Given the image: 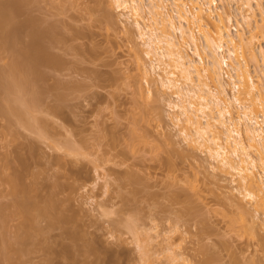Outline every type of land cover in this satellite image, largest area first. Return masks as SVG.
<instances>
[{
  "label": "rangeland",
  "instance_id": "rangeland-1",
  "mask_svg": "<svg viewBox=\"0 0 264 264\" xmlns=\"http://www.w3.org/2000/svg\"><path fill=\"white\" fill-rule=\"evenodd\" d=\"M12 1L3 2L14 7ZM28 1L21 2L26 5L16 11L13 23L34 16L36 21L40 20L37 22L42 25L39 24V28L51 24L50 38L54 36V40L46 39L44 44H48L45 46L52 56H58L59 65L41 64V71L38 68L41 76H45L43 81L38 80L44 89H41L43 93L40 91L37 106L35 104L36 107L30 110L42 118L36 122L41 124L43 121L45 128L42 124L36 127L44 128L45 134H39V129L18 125L15 116L10 117L9 123V116L0 114V203L13 199L6 176H12V171L23 167L26 161L24 166L29 164V171L27 174L22 171L26 174H23V180L33 182L30 184L40 191L36 193L44 195L40 197L51 193L52 185L59 180L63 185H66L64 182L72 185L63 190L54 188L56 196L70 197L62 206L67 216L74 214L76 217L72 225L68 226L70 221L67 226L71 230L73 226L77 227L86 237L85 242H95L92 246L103 250L102 254L96 253L106 260H100L101 264H173L169 263L172 261L170 254L177 264H264V213L255 214L252 205L242 199L241 203H245L252 213L244 212L238 202L242 197L236 189L239 177L233 171L214 168L216 163L209 155L207 143H194L192 147L185 143L181 132L191 130L182 117L179 122L172 119L178 110L171 107L177 103L173 91L160 87L157 75L153 73L149 75L148 85L143 77L141 79L143 63L148 66L150 56L145 54L143 39L132 17L120 15L113 0H31L30 4ZM234 1L231 5L233 17L241 23L239 2ZM105 4H109L108 7ZM217 5L219 9L228 8L227 0H217ZM105 8L114 16L111 17L114 21L110 14L105 16L104 13H109L104 12ZM253 10L252 24L261 18L255 4ZM244 23H237L238 26L232 23V27L242 28L248 36L252 30ZM234 28L232 32H235ZM22 31L23 28L18 33H25L23 38L19 34L18 38L25 43L30 38L28 36V40L26 32ZM253 41L255 49L264 48L261 39L254 38ZM135 50H139L140 60L134 58ZM187 50L191 54L189 48ZM1 52L0 69L3 70L12 59L3 49ZM245 59L247 69L264 97V65L258 66L252 59ZM228 71L225 67L222 73L225 82L230 81L228 73L231 72ZM137 73L139 80L135 78ZM135 79L144 83L143 89L151 90L149 97L145 90V97L143 93L135 92ZM229 91L227 85V95H230ZM234 93L237 94L235 90ZM141 96L146 102H142ZM52 105L58 107L56 112L53 111L57 107L54 109ZM50 106L54 110L51 111ZM33 120L31 122L35 123ZM18 153L26 160L20 162L18 158V162ZM18 163H22L21 166L18 167ZM35 174H39L38 177ZM8 213L9 220L6 218L0 228V238L9 236L6 240H13L25 231L19 222L24 217L22 213ZM243 216L246 227L238 225ZM39 218L42 222L45 219ZM252 220L255 225H251ZM41 221L38 225L43 227L45 234L41 235L45 241H42L43 236L37 235V243L28 242L15 256H21L19 259L23 264H71L72 261L75 264L78 257L74 260L69 257L70 253L64 252L66 249L74 252L81 241L75 243L77 238L68 237L59 224L54 228L46 224L47 220ZM232 224L237 227L233 228ZM16 225L20 226L18 230ZM46 241L51 243V249L42 247ZM69 244L70 248H67ZM166 246H171L170 250ZM46 254L51 255L49 259L53 263ZM91 254L86 257L79 254V257L84 256L81 262L85 258L91 261L90 264L95 260L98 262L99 257L88 258L96 255ZM3 261L0 263H7ZM79 261L76 264L87 263Z\"/></svg>",
  "mask_w": 264,
  "mask_h": 264
},
{
  "label": "bare ground",
  "instance_id": "bare-ground-1",
  "mask_svg": "<svg viewBox=\"0 0 264 264\" xmlns=\"http://www.w3.org/2000/svg\"><path fill=\"white\" fill-rule=\"evenodd\" d=\"M3 1L0 0V53H2L1 50L3 49L12 60L7 63L8 65H5L3 70H1L2 68L0 69V114L9 116L8 118L4 116L9 123L12 120L10 117L15 116V118L17 117L16 122L18 125L37 131L39 128L37 129L36 126L40 123L38 122L39 124H37L36 121L42 120V118H38L35 114L33 115L32 110L37 106L36 102L41 99L39 98L41 96V89H44L43 85L40 87L43 83L40 84L38 80L41 78V81H43V78H45L43 74L41 76L38 68H40L41 64L45 66L46 64L48 66L51 65L49 67L59 65L57 63L59 60L56 59L58 56L55 58V54L53 57L46 49L48 44H44V40L46 39H50L51 42L52 39L54 40V36L52 39L50 38L52 37V31L49 29L51 24H49V27H46L47 24L46 28H39L38 26L41 24L37 22H40V20L37 19L38 21H36V17L34 16H32L34 19L28 17L24 22L21 21L20 23L23 22L22 24L18 20V23L14 24V15L17 14V10L19 12L22 5H26V3H21L25 0H8L9 2L12 1L14 7H10L9 2L6 4ZM232 1L227 0L228 8L226 9H219L217 0H113V5L120 15L132 17L133 24L136 26L139 36L143 39L145 54L150 56L149 65L147 66L143 63L144 74H141V79L143 77L144 83L148 85L150 81L149 77H151L149 75L153 73L157 75L156 80L160 87L171 89L173 94L176 95L177 103L171 105V107H176L178 110L172 119L175 122H179L182 117L190 128L191 132L184 130L181 132L183 139L186 141L185 143L191 147L194 143H198L199 145L207 143L209 155L216 163L214 168L233 171L239 177L236 189L242 197H239L240 201L238 202L243 207L244 212L250 213L251 210L244 205L245 203H241L243 202L241 201L242 199H245L246 202L252 205V210L255 214L259 212L264 213V97H262L261 91L257 89V84L253 80L252 74L247 69L245 63V58H249L248 60L251 61L252 59V62L256 63V65H264V48L259 47L258 49L257 47V50L253 45L256 42V40L255 42L253 41L254 38H259L264 42V8H262L264 6L262 3L264 2H261V0H235L239 2H236L239 4L237 5L239 13L238 11L236 13L240 14L239 18L243 21L241 23L245 22L246 26H244L252 30L251 32L249 31L248 36H245L242 28L239 30L236 27H232V23L236 26L241 24L239 20L236 22L237 20L233 17L234 15L231 10ZM29 2L31 0L28 1V4H30ZM19 3L21 4L19 5ZM254 4L259 8L261 18L258 23L254 21L253 26ZM169 6H171V9H168ZM104 10V12L109 11L107 8ZM110 13L109 11V13L104 14L109 17L106 14ZM111 17L114 16L110 14ZM110 18L108 19L114 21V18ZM35 21L37 25H35ZM22 28L23 31H25L24 28L26 29L27 39L29 40L30 38L25 43L24 40L22 42L21 38H18V34L20 35L18 32ZM233 28L235 32H232L231 29ZM188 48L191 54L188 52ZM133 54H136L134 58L136 57L140 60L139 50H135ZM225 67L231 72L230 74L228 73L229 82H225L222 77ZM137 77H140V74L135 78ZM137 79L139 80L140 78ZM134 81L135 83L137 82V85L133 86L134 90H136L135 92H138V94L143 93L145 90L142 88L143 82L140 83L141 81L138 82L136 79ZM227 85L231 91V93L229 91L230 95H227ZM234 90L237 92L236 95ZM41 92L43 93V91ZM144 93L145 95L147 93L149 97L151 90L147 88ZM144 93L143 96L145 97ZM146 99L148 98L146 97ZM141 100H143L142 96ZM142 102L146 101L143 100ZM52 106L49 107L51 111L57 107L54 105L53 109ZM57 110L58 107L53 112ZM31 116L34 118L36 116L37 118L34 119ZM31 118L35 120L33 122L36 124L32 123V120L30 121ZM42 122V125H40L44 127V122ZM44 128L39 129L40 132L38 133L45 134ZM14 134L16 133L14 132ZM32 145L34 144L32 143ZM20 155L19 153L18 155L16 154L18 162V158L20 162L26 160L24 156L20 158ZM24 163L27 164L26 161ZM24 163L23 167H19L22 163H18L20 165L17 164L19 168L12 166V168H17L18 170H11L13 175L6 176L9 179V182H7L10 184L9 190L13 199L11 197V200L9 199L11 202L0 203V228L6 222V218L9 220L10 213L8 212L22 213L21 216L24 217L21 218L23 219L21 220L22 222L19 221L23 229L25 228L24 233H21V235L14 234L16 236H14L13 240H6L9 236L6 239L4 237L3 239H1L2 237L0 238V261L5 260L7 263L5 261L3 263L5 262L6 264H23L19 259L21 256H15V254L19 255L18 252L25 249V244L28 242H31L33 245L37 243V235L45 234L43 227L38 225L42 220L41 217L47 220L46 224L50 227H54V225L57 227L56 225L59 224L62 231L65 230V234H68V237L71 239L73 237L74 239L75 237L77 238L75 239L76 241L73 240L75 243L79 241L83 242V239L80 240L83 237V234H80V229L79 232L75 226H71L73 230L70 227L68 228V226L72 225L76 216L74 214L67 216L68 214L66 215L67 212H65L66 210L62 204L64 200L68 201L70 197L66 198L68 197L66 196L62 198L63 196H56L57 192L54 190V188H62L63 190V187L66 189V186L70 188L72 185L70 183V185H67V182H64L66 185H63L61 184L63 181L59 180L52 185L53 189L51 193L46 194V197L42 198L44 195L41 194L40 196L42 197H40L39 193H36L39 190L35 188L36 186L31 185L33 182H24V175L29 171L27 170L29 164L28 166L26 164L24 166ZM258 170L259 173L257 172ZM35 175L38 177L39 174ZM33 178L36 177L33 175ZM57 195H59V192ZM234 197L236 196L234 195ZM6 210L9 211L6 212ZM71 217H73V220H71ZM44 220L41 222L44 223ZM239 221L238 225L240 227H246L247 224L244 216L239 218ZM231 222L233 223L232 220ZM67 223H69L68 226ZM129 223L132 225L131 221ZM250 223L251 225H255L253 220ZM232 225L233 228L237 227V225ZM18 228L20 226L17 227L16 225V230ZM23 229L21 228L20 232ZM42 238V241H45L44 236ZM85 238L84 243H77L80 244L78 247L76 246L77 244L75 245V251L78 254H75L73 250V241V244H71L73 249L70 250L74 252H69V249H66V252H64L66 254L70 253L69 257L72 259L78 257L76 258L78 259L76 263L79 260L81 262L83 259L84 256L79 257L81 254L86 257L92 252L94 254L97 251L101 254L104 253L102 252L103 250H98L96 245L92 246V243L94 245L95 242L90 243L91 241L88 239L86 241L90 242H85ZM38 239V241H41L39 237ZM15 243L19 246L14 247ZM43 243L41 244L42 247L45 246V249H51V243L47 241ZM67 248H70V244ZM170 248L166 246L167 250H170ZM105 252L108 251L105 250ZM50 254H46L48 255V260H51L49 259V257L51 258ZM170 255L169 258L172 261L169 263L177 264L176 258H173L172 254ZM99 256L101 255L96 254L88 258L93 259L97 257L96 259H98ZM102 259L99 257L98 262ZM84 260L87 263H83L85 262ZM84 260L81 263L90 264L91 262L87 258ZM96 261L93 264L98 263ZM51 263H53L52 260ZM99 263L101 264V262ZM181 264H184V262Z\"/></svg>",
  "mask_w": 264,
  "mask_h": 264
}]
</instances>
